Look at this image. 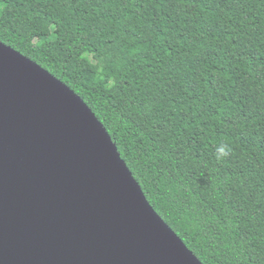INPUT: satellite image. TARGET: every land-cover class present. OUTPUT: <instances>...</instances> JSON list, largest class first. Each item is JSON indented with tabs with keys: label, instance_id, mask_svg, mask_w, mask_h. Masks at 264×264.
<instances>
[{
	"label": "trees",
	"instance_id": "16d2710c",
	"mask_svg": "<svg viewBox=\"0 0 264 264\" xmlns=\"http://www.w3.org/2000/svg\"><path fill=\"white\" fill-rule=\"evenodd\" d=\"M0 42L83 100L202 264H264V0H0Z\"/></svg>",
	"mask_w": 264,
	"mask_h": 264
},
{
	"label": "water",
	"instance_id": "95a60500",
	"mask_svg": "<svg viewBox=\"0 0 264 264\" xmlns=\"http://www.w3.org/2000/svg\"><path fill=\"white\" fill-rule=\"evenodd\" d=\"M0 264H202L83 100L1 42Z\"/></svg>",
	"mask_w": 264,
	"mask_h": 264
},
{
	"label": "clouds",
	"instance_id": "9594fccd",
	"mask_svg": "<svg viewBox=\"0 0 264 264\" xmlns=\"http://www.w3.org/2000/svg\"><path fill=\"white\" fill-rule=\"evenodd\" d=\"M218 158L222 156H226L228 154L227 149L224 146H221L217 149Z\"/></svg>",
	"mask_w": 264,
	"mask_h": 264
}]
</instances>
